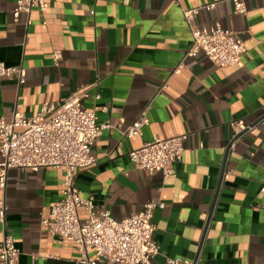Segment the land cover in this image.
<instances>
[{"label":"crops","instance_id":"crops-1","mask_svg":"<svg viewBox=\"0 0 264 264\" xmlns=\"http://www.w3.org/2000/svg\"><path fill=\"white\" fill-rule=\"evenodd\" d=\"M18 1L0 0V65L23 67L26 81L0 77V121L81 97L99 125L113 128L93 146L94 165L76 172V189L119 222L146 203H164L153 220L160 255L152 264H264V0H244L246 16L231 0H45V13L29 15ZM212 3L196 26L234 33L247 48L244 66L220 70L198 53L174 75L192 45L182 10ZM144 114L143 137L124 138ZM232 123L243 133L230 150ZM184 134L183 159L168 181L135 169L131 152ZM64 190L61 169L9 172L0 210L19 264L80 260L74 241L53 238L42 225ZM80 219L87 220L85 211ZM5 229L0 224V244ZM88 254L95 258L93 249Z\"/></svg>","mask_w":264,"mask_h":264},{"label":"built area","instance_id":"built-area-1","mask_svg":"<svg viewBox=\"0 0 264 264\" xmlns=\"http://www.w3.org/2000/svg\"><path fill=\"white\" fill-rule=\"evenodd\" d=\"M178 1V0H177ZM235 13L246 16L248 9L244 0H231ZM217 3L183 9V16L192 37V45L174 71L179 75L186 67L187 58L203 53L218 69L225 70L243 67V56L247 53L244 44L237 41L235 34L223 28L203 32L196 21L203 11H213ZM17 10L31 14L33 11L46 12L45 0H19ZM62 53L54 51V62L59 65ZM0 77L15 79L19 85L25 84L26 71L23 67L7 68L0 65ZM167 85L163 86L165 89ZM99 99V97H97ZM146 114L127 130L124 138L143 137L147 126ZM110 125H99L95 113L83 109L81 97H73L56 104L45 105L40 113L32 118L17 112L11 123L0 121V190L5 191L8 174L11 170L32 171L56 169L65 172L63 199L53 205L42 225L53 238L61 241L72 240L80 252L76 264H152L160 255V247L155 239L157 227L154 216L163 211L162 202H149L143 211L124 221L113 219L109 210H99L94 197L82 198L75 186L76 172L89 169L95 163L91 150L96 141ZM234 137L229 149L235 148L237 139L243 133L238 123H232ZM188 135L170 139H157L146 143L129 157L138 171L160 172L164 182L173 173L174 166L183 159L184 143ZM264 192V187L262 189ZM80 211H85L87 220L82 222ZM0 224L6 227V210H0ZM93 249L95 258H89ZM20 251L12 235L5 229L4 240L0 244V264H19ZM167 264H197L182 259H167Z\"/></svg>","mask_w":264,"mask_h":264}]
</instances>
